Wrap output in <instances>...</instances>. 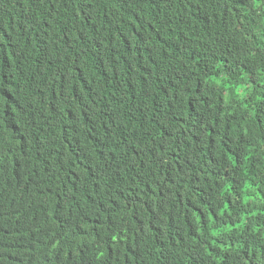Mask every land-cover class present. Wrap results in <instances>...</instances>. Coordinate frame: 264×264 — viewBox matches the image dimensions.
Masks as SVG:
<instances>
[{"label":"trees","instance_id":"1","mask_svg":"<svg viewBox=\"0 0 264 264\" xmlns=\"http://www.w3.org/2000/svg\"><path fill=\"white\" fill-rule=\"evenodd\" d=\"M79 164L105 228L69 198ZM28 245L23 264H264V0H0V262Z\"/></svg>","mask_w":264,"mask_h":264},{"label":"clouds","instance_id":"2","mask_svg":"<svg viewBox=\"0 0 264 264\" xmlns=\"http://www.w3.org/2000/svg\"><path fill=\"white\" fill-rule=\"evenodd\" d=\"M175 46H176V43H175ZM74 47H76L74 42H72V43L60 42V43H58L57 57L62 62L66 61L72 55V51H73ZM173 48H174V46H173ZM128 71L131 72V77L129 79V82L136 79L138 74H140L139 70L133 64L130 66ZM53 95H54V90L49 89V90H47L46 93L42 94L38 99L43 100L45 98H50ZM91 120H92L93 126L97 132L100 130L101 125L105 124L106 133L104 136H111L112 139L116 140V138L113 135V131L116 130L117 128H119L120 125L117 122L107 118L103 114L102 110L98 106H96L95 104H93V106H92ZM69 131L72 134L80 136V134H78L77 132H75L73 130H69ZM190 132H192V131H190ZM201 137L202 136L200 135L199 137H196L195 140L199 139ZM191 143H192V141H189L185 144H186V146H189ZM78 166H80V172H78L80 174H78V177H77L78 180L76 181V184L72 187V190L70 191L69 198L76 205V207H78L79 209H80V206H82V207L87 208V210H89V212L91 214L92 222L96 226H98L100 228H105L106 225H108L106 219L101 217L100 215H95L92 213V209H91L92 204H91L90 199H89V198L94 196V194H92L90 192H91V189L94 187V184L96 181V179H95L96 176L94 174H92V172H90V171L84 172L83 171L84 164L74 165L73 167L75 169H77ZM49 175H51V174H49ZM202 176H204V175H202ZM204 177H206L208 180H210L211 182H213L216 185V182H214L212 179L208 178L207 176H204ZM196 178L192 179L189 182L192 185L190 187V189L194 188V186L196 184V180H197ZM164 182H167V181H164ZM50 186L51 185H46V190H45L44 194H53V192H55V190L50 191ZM214 193L216 194L215 198L218 199L221 203L220 205H217L216 208L217 209H221V208L223 209L224 206H222V205H224L226 203V198L228 196L223 197L222 195L217 194L216 192H214ZM43 200H45V199H42V201ZM206 204H209V200H207V199H206ZM99 205L102 206V204H99ZM37 206H38V204H37ZM218 214H220L223 217V219L226 220L225 217L227 218V215H226V210H224V214H222L221 212H215V214H214V221L215 222H216V218H217ZM28 233H34V230H32L31 228H28V230L26 231V234H28ZM208 234L209 233H207L206 235H208ZM109 242L110 241L108 240V237H103V238L96 237L94 239L91 238L87 243L80 244V246H81V248L89 250L92 253L97 254L98 256L101 257L102 255H99L98 253H105V251H109L111 249ZM29 250H31L30 245L26 246L24 250L18 251L17 256H16V261L14 264H23L24 262L22 261V255L24 252L29 251ZM255 258L256 257H253V259H255ZM0 264H3V263L0 262Z\"/></svg>","mask_w":264,"mask_h":264}]
</instances>
